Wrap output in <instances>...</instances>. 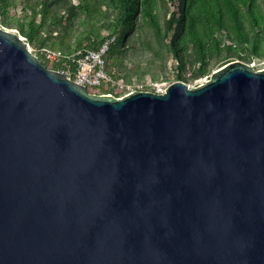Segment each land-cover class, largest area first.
<instances>
[{
    "label": "water",
    "instance_id": "water-1",
    "mask_svg": "<svg viewBox=\"0 0 264 264\" xmlns=\"http://www.w3.org/2000/svg\"><path fill=\"white\" fill-rule=\"evenodd\" d=\"M0 264H264V68L95 93L0 27Z\"/></svg>",
    "mask_w": 264,
    "mask_h": 264
},
{
    "label": "trees",
    "instance_id": "trees-1",
    "mask_svg": "<svg viewBox=\"0 0 264 264\" xmlns=\"http://www.w3.org/2000/svg\"><path fill=\"white\" fill-rule=\"evenodd\" d=\"M0 23L56 70L44 47L69 55L114 37L108 69L126 83L196 86L233 60L264 63V0H0Z\"/></svg>",
    "mask_w": 264,
    "mask_h": 264
},
{
    "label": "built area",
    "instance_id": "built-area-1",
    "mask_svg": "<svg viewBox=\"0 0 264 264\" xmlns=\"http://www.w3.org/2000/svg\"><path fill=\"white\" fill-rule=\"evenodd\" d=\"M0 27L5 28L1 23ZM113 40L114 37L108 38L98 49H81L69 55L49 47H44L41 52L50 64L62 62L63 67L59 71L77 83L86 86L91 92L101 93L100 87L112 85L114 86L115 92L121 97L135 90H150L156 93H165L168 85L164 82L144 81L126 83L122 79L116 78L111 74L108 69L106 56ZM31 49L36 53L33 47H31ZM250 65L257 69L264 68V63L253 62Z\"/></svg>",
    "mask_w": 264,
    "mask_h": 264
},
{
    "label": "rangeland",
    "instance_id": "rangeland-1",
    "mask_svg": "<svg viewBox=\"0 0 264 264\" xmlns=\"http://www.w3.org/2000/svg\"><path fill=\"white\" fill-rule=\"evenodd\" d=\"M237 60V59H236ZM175 78L174 77H171V78H169V81H171V82H173V81H176V80H174ZM164 82V81H163ZM171 82H164V83H166V85H168V84H170ZM189 86H192V84H190Z\"/></svg>",
    "mask_w": 264,
    "mask_h": 264
}]
</instances>
